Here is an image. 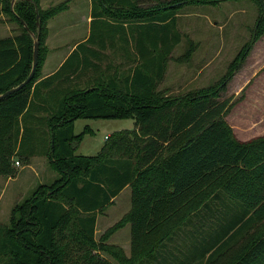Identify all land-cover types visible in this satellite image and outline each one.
<instances>
[{"label":"trees","instance_id":"obj_1","mask_svg":"<svg viewBox=\"0 0 264 264\" xmlns=\"http://www.w3.org/2000/svg\"><path fill=\"white\" fill-rule=\"evenodd\" d=\"M218 1L91 0L88 36L39 78L47 21L67 0L44 8L39 0H0V13L18 24L16 32L0 35V94L27 76L38 38L30 81L0 99V175L16 174L14 158L27 164L33 156L44 157L58 175L37 185L12 209L9 223L0 224V264H114L102 253L116 264H193L197 255L200 261L207 255L205 264H264L260 226L240 247L223 243L237 225L264 218V133L238 138L226 116L241 99H219L245 49L217 84L178 95L158 89L182 37L180 7ZM254 1L252 40L264 34V0ZM116 52L129 65L99 64ZM86 71L94 75L81 79ZM79 118H132L134 126L112 132L96 154L81 155L75 150L87 128L74 133ZM125 186L131 190L129 210L97 239V212ZM210 203L232 215H216L213 222L221 224L209 241L202 236L203 245L181 257L165 251L190 215ZM125 224L128 255L108 242Z\"/></svg>","mask_w":264,"mask_h":264},{"label":"rangeland","instance_id":"obj_2","mask_svg":"<svg viewBox=\"0 0 264 264\" xmlns=\"http://www.w3.org/2000/svg\"><path fill=\"white\" fill-rule=\"evenodd\" d=\"M84 6L81 5L78 13L72 14L71 19L78 24L76 28L66 31L67 42L84 32L86 19ZM257 12L258 6L254 0H220L216 3L184 4L178 10L177 18V27L182 37L172 50L163 81L158 86L165 95H178L217 84L224 78L231 60L240 50L245 49V56L232 74L225 79L219 98L220 100L228 98L230 102L241 99L226 116L227 122L240 139H248L264 133V34L256 40L251 39ZM4 15L9 23L11 22V31L16 32L18 24L8 14L4 13ZM69 25L68 23L67 26ZM53 27L52 22L50 31ZM5 34L7 33L0 32V35ZM46 52L47 50L45 55ZM106 60L116 66L129 65V61L120 53L109 54ZM85 126H89L92 133L84 134L75 152L94 155L104 144L105 135H110L119 129H132L134 124L132 118H79L74 123V132H82ZM17 159L14 158V161ZM36 160L46 162L47 174H54V178L58 176L55 170L49 168L44 157H37ZM23 165L25 164L21 161L19 165H15L18 172L16 176L12 175L14 178L8 179L9 176L0 175V195L2 194L0 224L9 223L15 205L29 197L37 187V183H40L37 182L39 178L36 174ZM41 176L45 175L41 174ZM54 178H47L44 183L49 184ZM32 181H34L33 187L28 190V185ZM130 193V187H127L111 204L97 212L98 219L95 225L97 239L129 210ZM259 226V231L264 229V218L253 226L247 239L256 236L254 231ZM129 231V225L125 224L114 231L108 239L109 243L121 247L126 255L129 254ZM102 254L116 264L111 256Z\"/></svg>","mask_w":264,"mask_h":264},{"label":"crops","instance_id":"obj_3","mask_svg":"<svg viewBox=\"0 0 264 264\" xmlns=\"http://www.w3.org/2000/svg\"><path fill=\"white\" fill-rule=\"evenodd\" d=\"M60 1L62 0H39V4L42 8H44V7H47L51 4H55ZM80 4L85 5L84 11L86 13L85 14L86 19H85L84 32L82 33L81 36L77 38H72L71 41L67 42L66 41V31H68L69 29L73 27L76 28L78 24V23H74L73 19L71 18H72L73 13H76V12L78 13V11L80 10L79 9L81 7ZM90 20H91V0H67V7L48 19L47 35L45 38L47 52H46L44 61L41 66L39 78L45 77L51 74L52 72H54L61 65V63L65 60V58L68 56L70 51L75 47V45L79 41L84 40L88 36L90 32ZM52 22H53L54 27H53V30L50 31V26H52ZM10 23L8 21V18H6V16L4 15V13L1 12L0 13V32L7 33L5 35L12 34L13 32L11 31L12 28H11ZM68 23L70 24L69 26H67ZM115 54H119V52H116ZM92 60L95 61L97 59L92 58ZM109 63L110 62L108 60L105 61V58L99 62V64L102 67H105ZM87 75L92 76L94 74L92 71H86V73H84L80 78L83 79ZM85 128H87L86 129L87 132L92 133V129L89 126H85ZM107 136L109 135H105L104 139H106ZM100 148L98 149V151L100 150ZM75 154H78V153L75 152ZM81 155H84V154H81ZM37 157H41V156L31 157L28 163L23 165V167L30 169V171L36 174L37 178H39V179L36 178L37 182H40V183H37L38 185L48 184V183H44L46 182L45 180L54 178V174L52 173L47 174L46 173L47 172L46 162L36 160ZM49 168L51 167L49 166ZM16 174L14 176H16ZM41 174L45 176H41ZM14 176H9L7 178L8 179L10 177L14 178ZM33 184H34V181L29 183L28 190L33 187ZM127 187L129 186H125L113 198V201L120 195L122 191L127 189ZM218 206H219V203L217 205L214 203H210L209 205L204 206L199 212H196L193 215L191 214L190 221L187 222L186 225H183L179 230L176 231L172 239L166 244L164 250L169 252L171 255L181 257L182 256L181 254H186V252L189 249H190V253L191 252L193 253L195 247L199 245V243L203 245V242H200L202 236L203 238L207 239V241H209L210 239L209 234L214 229L215 224L218 226L219 224H221V223L213 222L214 218H216V215L219 214L221 218L226 219V220L230 218L232 215V211L229 210L227 207L220 208ZM129 208H130V205H129ZM97 219L98 218L96 217V222H97ZM253 226H255V224L253 223H251L250 225L248 224L242 225V223L237 225L236 229L232 231L231 233H229V235L223 240V243L226 244V247L231 246L232 248L240 247L244 245L245 243H247L246 241H247L248 233L252 230ZM96 233H97V230L95 228V235ZM129 238H130V231H129ZM223 254L224 256L222 257L231 255L230 251H228L227 253H223ZM206 258H207V255H205L203 260L200 261L199 256L197 255L196 259H194L195 262L193 264H205Z\"/></svg>","mask_w":264,"mask_h":264},{"label":"water","instance_id":"obj_4","mask_svg":"<svg viewBox=\"0 0 264 264\" xmlns=\"http://www.w3.org/2000/svg\"><path fill=\"white\" fill-rule=\"evenodd\" d=\"M14 2V0H11V4ZM38 17V14H37ZM23 22V21H22ZM23 24L25 25V23L23 22ZM37 60H38V38L35 37L34 41H33V50H32V63H31V68L29 73L27 74V76L23 79L22 82H20L18 85L6 90L5 92L0 94V99L9 95L10 93H12L13 91L18 90L19 88L23 87L27 82L30 81V78L33 76L34 72H35V68H36V64H37Z\"/></svg>","mask_w":264,"mask_h":264},{"label":"built area","instance_id":"obj_5","mask_svg":"<svg viewBox=\"0 0 264 264\" xmlns=\"http://www.w3.org/2000/svg\"><path fill=\"white\" fill-rule=\"evenodd\" d=\"M14 164H15V165H19V161H18V160H15V161H14Z\"/></svg>","mask_w":264,"mask_h":264}]
</instances>
